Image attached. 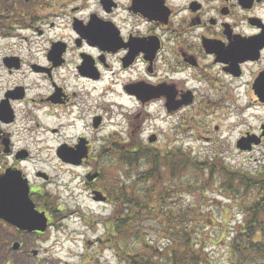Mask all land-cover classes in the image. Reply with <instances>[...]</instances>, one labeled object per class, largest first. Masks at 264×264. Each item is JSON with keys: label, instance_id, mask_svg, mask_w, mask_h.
<instances>
[{"label": "flooded vegetation", "instance_id": "1", "mask_svg": "<svg viewBox=\"0 0 264 264\" xmlns=\"http://www.w3.org/2000/svg\"><path fill=\"white\" fill-rule=\"evenodd\" d=\"M8 1L12 19L0 21V40L19 52L4 44L0 57V201L17 203L27 194L49 225L51 212L41 203L57 179L36 168L49 146L84 147L78 163H66L60 152L55 159L85 169L82 187L92 203H110L103 153L93 156V147L108 142L113 97L139 109L158 104L163 121L193 100L188 113L196 115L195 128L180 119L181 132L203 144L215 142L221 128L245 126L254 112L264 113V0ZM83 31L91 32L89 42L77 33ZM214 115L212 130L198 120ZM127 130L120 147L137 144L134 129ZM244 131L241 139L254 140L244 143L251 151L264 144L262 120L257 135ZM0 226L26 235L2 220Z\"/></svg>", "mask_w": 264, "mask_h": 264}, {"label": "rangeland", "instance_id": "2", "mask_svg": "<svg viewBox=\"0 0 264 264\" xmlns=\"http://www.w3.org/2000/svg\"><path fill=\"white\" fill-rule=\"evenodd\" d=\"M6 1L3 0L2 7H4ZM11 43H5V41L0 40V57L5 52L2 49L4 44L9 53L11 51L19 52V48L12 46ZM16 43L19 45L18 42ZM112 102L115 105L117 104L111 107L115 109V117L109 116L108 113L105 124L106 135L109 138L124 132L121 135L125 137V133L128 131L127 128L132 127L135 131L132 138L134 140L137 139V143L146 146L148 150L154 151L158 157L167 155L165 159L158 158L161 172L160 179L154 176L150 179L148 186H152L153 190L165 187L163 188L164 191L161 189L164 194L163 207L161 209L166 208L171 215L179 216L172 222L169 219L162 222L161 220L156 221L154 219V221L148 218L144 221L135 222L134 227L139 229L142 235L147 236L146 241L163 250L167 245L165 238L169 228L175 230L178 226L182 230L181 226L187 228L194 221L192 219L200 217L202 222H200L198 232L203 237L206 245L204 252L212 256L218 264H236L233 259L234 255L230 253L229 246L235 238L234 232L237 231L236 233H238L240 229V223L248 219L247 215L243 213L244 210L247 211L257 198V195H253L248 191L230 198L227 193L220 192L217 175H215V180H204L202 185L205 186L202 188V172L197 170L196 165L202 163L204 167L215 156H219L224 161V164L214 161L213 164L239 169L244 173L256 175L260 180L264 179V144L245 153L237 148L240 137L245 132L244 130L251 131V136L257 135L261 120L264 122V113L254 112L246 120L248 124L245 126L229 129L221 128L220 133L214 135L215 142L203 144L195 140L192 132H181V120L184 121L183 124L187 130L195 128L194 125L195 121L197 122V118L194 112L188 113L191 109H188L190 105L187 106L188 110L186 109L180 114H173L163 122L161 121L163 116L160 110L161 106L158 104H151L150 107L139 109L127 98L120 96L113 97ZM255 113L258 115L256 116ZM215 119L217 118L214 115L209 117L202 116V119L199 118L198 120H203V122L206 120V125L212 130L215 125H218L217 121H214ZM238 121L240 123L241 119ZM155 122L157 124V127L154 128L156 129L155 133L159 137L151 134L154 130L150 127ZM229 123L232 126L233 120L229 119L224 124L229 127ZM137 127L140 128L136 130ZM138 132H140L139 135L137 134ZM72 133L73 130L67 131V135ZM105 133H102V135H105ZM145 139H149L148 143L140 142L145 141ZM150 140H152V144H149ZM105 144L97 145L96 142L93 147L95 150L93 156H98L100 149L107 150L105 158L100 161L106 171V179L103 181V184H106L103 190H116V193L118 190L119 193L120 189L118 186L120 184L125 183V185H128L132 183V180L143 172L144 162L141 161L139 165L133 166L126 173L125 165H120L118 161L121 156V152H119V150H122L121 147H110ZM46 149L48 150L43 152V164H37L36 168L45 175H53L57 179V183L47 187L46 192L49 196L42 201L41 205L48 207L50 212H53L55 208H60L62 211L55 215L54 221H52L53 225L50 226L46 235L41 238H34L28 234H22L21 236L14 231H11L10 234L6 228L0 226V264H4L6 261L12 264H76L78 261L75 256H82L84 251L85 256H90L94 254V249L106 248L104 244H99L101 248L99 246L93 247L92 242L97 237L103 236V231L99 226L93 225V228L86 226V223L84 224L78 219V213L91 218L88 221L93 222L97 217L101 219L109 218L112 212L116 210V204L108 203L97 207L96 204L91 202L88 192H85L82 188L85 169L59 164L58 160L55 159L57 147L49 146ZM179 149L185 151V154L190 153L189 160L185 159L184 156L178 159L170 157L171 154H178L177 150ZM175 159L177 163H173ZM168 167L175 169L172 171L173 173H167ZM173 178H178V181L176 183L172 182ZM223 180L221 178L220 182ZM207 181H209V185H207ZM199 182L200 184H198ZM170 187L171 190L169 189ZM122 195L123 191L121 192ZM168 195H170L169 198L167 197ZM186 208L189 209L187 212ZM261 221L263 224L264 216H261ZM15 242L21 244L19 251L12 250L11 246ZM111 243L113 245L116 244L115 241ZM125 247L129 250H140L142 249V244L140 240H137L134 244L127 243ZM32 251L37 252L38 259L31 255ZM99 260V264H121L112 256L110 251L103 252ZM254 260H259V258L247 253L242 261L245 264H250ZM80 261L81 259H79V263Z\"/></svg>", "mask_w": 264, "mask_h": 264}, {"label": "trees", "instance_id": "3", "mask_svg": "<svg viewBox=\"0 0 264 264\" xmlns=\"http://www.w3.org/2000/svg\"><path fill=\"white\" fill-rule=\"evenodd\" d=\"M2 2L3 0H0V21L12 19L10 15L13 2L7 0L4 7L1 5ZM1 13H5V16H1ZM119 152H121V156L118 161L120 165H125L126 173L133 166L139 165L141 161L144 162V169L136 179L132 180V183L128 185L123 183L118 186L123 191L122 198L118 199V190L117 193L116 190H106L107 196L114 201L117 207L114 215L104 222L106 234L103 244L106 249L111 250L115 254V259L121 264H162L163 262L164 264H218L212 256L204 252L206 245L203 237L198 232L200 222H202L200 217L192 219L194 221L187 228L181 226L182 230L178 226L175 230L169 228L165 238L167 245L163 250L146 241L147 236L142 235L141 231L134 227L135 222L144 221L148 218L156 221L161 220L162 222L169 219L172 222L179 218V216L171 215L168 209H161L164 199L161 189L165 187L153 190L152 186H148L150 179L154 176L160 179L161 172L158 160L162 157H158L154 151L146 149V146L143 147L139 143L123 147ZM182 155V153H178L172 154L170 157L178 159ZM183 156L189 160L188 155ZM214 162L224 164L221 159ZM173 163H177L176 159ZM207 163L204 167L202 163L196 165L197 170L202 172L201 185L204 180H215V175H217L218 183H221L220 192L227 193L230 198L248 191L253 195H257L247 211L244 210L243 213L247 215L248 219L240 223L238 233H236L237 231L234 232L235 238L231 241L229 250L235 256V258L233 256V259L236 264H245L242 260L247 253L259 258V260H254L250 264H264V223L262 224L261 221V216H264V179L260 180L256 175L244 173L239 169H232L224 165L218 166L213 164V161ZM174 170L169 168L167 173H173ZM221 178L224 179L222 182H220ZM177 181L178 178L172 179V182L176 183ZM209 181H207V185H209ZM204 186L202 185V188ZM169 189L171 190V187ZM167 197L169 198L170 195ZM188 210L186 208V212ZM137 240L141 241L142 249H137V251L125 247L127 243L134 244ZM113 241L116 244L113 245L111 243ZM7 264L12 263L8 261Z\"/></svg>", "mask_w": 264, "mask_h": 264}, {"label": "water", "instance_id": "4", "mask_svg": "<svg viewBox=\"0 0 264 264\" xmlns=\"http://www.w3.org/2000/svg\"><path fill=\"white\" fill-rule=\"evenodd\" d=\"M246 141L248 140L241 141L238 147L242 150L249 149V147L242 145ZM78 159L76 157V161ZM0 219L28 233H44L47 228V218L44 213H38L34 210L33 205L27 198V194H24L17 203L14 200L5 203L2 199L0 201ZM17 248V244H14L13 249L16 250Z\"/></svg>", "mask_w": 264, "mask_h": 264}]
</instances>
